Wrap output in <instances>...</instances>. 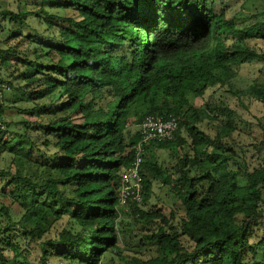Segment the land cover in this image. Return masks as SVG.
I'll list each match as a JSON object with an SVG mask.
<instances>
[{
  "label": "trees",
  "instance_id": "obj_1",
  "mask_svg": "<svg viewBox=\"0 0 264 264\" xmlns=\"http://www.w3.org/2000/svg\"><path fill=\"white\" fill-rule=\"evenodd\" d=\"M230 1L0 6V156L11 153L50 173L33 180L18 169L0 170V264H29V254L35 264H101L117 252L119 182L139 140L131 127L147 115L173 116L177 129L171 139L144 146L141 204L153 181L172 203L142 211L128 202L154 231L139 240L145 254L126 264H264V118L257 122L261 139L251 144L261 161L249 169L232 138L241 118L226 102L209 101L221 90L264 103V6L238 20L227 16ZM247 63L259 64L258 71L236 89L232 81ZM54 92L55 103L35 104ZM5 94L31 106L7 112ZM20 114L36 116V126L5 121ZM12 124L25 129L12 132L15 143L7 138ZM32 130L40 131L43 150ZM158 150L171 167L157 160ZM58 221L64 226L55 237L38 244Z\"/></svg>",
  "mask_w": 264,
  "mask_h": 264
},
{
  "label": "rangeland",
  "instance_id": "obj_2",
  "mask_svg": "<svg viewBox=\"0 0 264 264\" xmlns=\"http://www.w3.org/2000/svg\"><path fill=\"white\" fill-rule=\"evenodd\" d=\"M31 1V0H29ZM224 2H228L229 0H223ZM16 3L14 0H0V6L1 8L5 9H11L15 10ZM264 6V0H231L229 2V7L227 8V16H233L235 19L240 20L241 17H248L251 15H257L261 14V10ZM243 20V19H242ZM37 28L42 30L43 26L37 25ZM31 48L32 46L29 45ZM25 48V45L23 49ZM259 64L257 63H247L245 65H242L239 67L238 74L236 78L232 81L233 87L236 89H243L245 88L251 81L252 76L256 74L258 71ZM5 73H3L1 76L4 78ZM17 84L22 85V82H17ZM14 97H19L21 93L19 91H15V93L11 94ZM6 94L4 95V108L8 112L11 105L12 107H21L29 109L31 106L30 103L26 102H19L16 101L13 102L12 100H8L9 98H6ZM209 93L207 92L205 94V97L208 98ZM22 97V96H21ZM14 99V98H13ZM57 99L56 93H51L46 95L44 98L35 101V104L40 106H50L51 104L55 103ZM190 102L193 106H200L201 100L199 98H193L192 96L189 97ZM8 100V101H6ZM209 101L211 102H219L224 101L226 104L236 110L239 117L242 120V123L238 126V129L235 130V132L232 134V138L237 143V147H242L244 152V160L249 169L252 167H255L258 165L260 160V154L256 152V150L251 146L252 143H258L261 139L260 136V130L257 127V122L260 119L264 118V103H258V102H251L249 103L248 99L244 96H240L239 98L236 96L231 95L230 93L226 91H218L214 96H211ZM12 115V114H11ZM36 116H29V115H23L20 114L17 116L14 115L12 118H7L5 121H25L28 123H32L34 126L37 122ZM39 120V119H38ZM31 125V124H30ZM36 126V125H35ZM241 128V130H240ZM7 129L10 131L9 134H7V138H11L12 143H15L17 139L14 138V135L12 132L15 133H23L24 132V126L21 124H12L7 127ZM137 128L135 126L131 127V132L135 131ZM204 129H209L206 125H204ZM30 132V130H27ZM12 133V134H11ZM31 140H34L37 142V146H39L40 149H44V147H40V142L42 141V137L40 134V131H31ZM48 153H51L50 150ZM263 154V153H262ZM157 160L159 162H163L164 165L167 167H171L173 161L167 157V152L163 150L156 151ZM6 170L8 169L12 173L15 171V169H18L20 171V174L23 176L31 177L33 180L38 179L40 177H46L49 173V171L44 170L41 167L36 166L34 163L27 162L23 158L19 156H13L11 153H4L0 156V170ZM48 173V174H47ZM47 174V175H46ZM172 201L170 199V196L166 192V189L161 186V184L157 181H153L152 183V190H151V196L150 199L146 203H142L138 205V208L142 211H153L156 208H162L166 209V207H171ZM173 209H176L178 212L179 210V203L172 205ZM118 210V222H120L119 226L117 227V233L119 235V240L117 243V252L115 250L109 252L106 254L103 258V261L101 264H126V261L130 260L133 257L142 256L140 253L144 251L145 245L139 243V240L142 238H145V235L148 233V230L151 229L150 232L154 231L153 223L151 221H146L147 219H141L139 217H136L132 209L129 205V203L119 205L117 207ZM167 214V213H166ZM168 215V214H167ZM64 226V221H58L54 224L53 228L50 230L49 233H47L41 242H38V244L42 243L44 244L45 240H50L55 237L56 233L61 230V228ZM18 226L15 225L13 231L15 232L17 230ZM147 244V243H146ZM32 246V244H31ZM34 246V245H33ZM32 250H30L31 253ZM145 252H143V255ZM33 255L29 254L28 262L29 264H35V261L32 260ZM50 261H53V263H56L57 260L55 258H51Z\"/></svg>",
  "mask_w": 264,
  "mask_h": 264
},
{
  "label": "built area",
  "instance_id": "obj_3",
  "mask_svg": "<svg viewBox=\"0 0 264 264\" xmlns=\"http://www.w3.org/2000/svg\"><path fill=\"white\" fill-rule=\"evenodd\" d=\"M3 87L0 84V103L3 100ZM5 88V87H4ZM4 125L0 119V129ZM177 129V120L173 116L167 119L160 116H146L139 123V142L135 147V157L132 164L126 169L119 183L118 201L125 203L127 201L141 202L142 200V178L139 167L142 163L143 147L150 142H160L171 139L174 131Z\"/></svg>",
  "mask_w": 264,
  "mask_h": 264
},
{
  "label": "clouds",
  "instance_id": "obj_4",
  "mask_svg": "<svg viewBox=\"0 0 264 264\" xmlns=\"http://www.w3.org/2000/svg\"><path fill=\"white\" fill-rule=\"evenodd\" d=\"M147 116H154V115H147ZM155 116H158V115H155ZM145 117H146V116H145ZM160 117H161V116H160ZM162 118H163V117H162ZM143 119H144V118H143ZM143 119H142V120H143ZM142 120H141V121H142ZM138 125H139V124H137L135 127L137 128L136 130H137V132H138V134H139ZM139 139H140V136H139ZM138 142H139V140H138ZM138 142H137V143H138ZM148 144H149V143H148ZM136 145H137V144H136ZM146 145H147V144H146ZM135 147H136V146H135ZM143 152H144V147H143ZM142 154H143V153H142ZM134 157H135V155H134ZM132 162H133V161H132ZM131 164H132V163H131ZM131 164H130V165H131ZM141 164H142V163H141ZM124 173H125V172H124ZM124 173H123V174H124ZM121 177H122V176H121ZM120 179H121V178H120ZM119 183H120V182H119ZM128 202H136V201H127V202H125V203H120V202H119V205H123V204H126V203H128ZM141 202H142V200H141ZM141 202H136V203H137V204H141Z\"/></svg>",
  "mask_w": 264,
  "mask_h": 264
}]
</instances>
